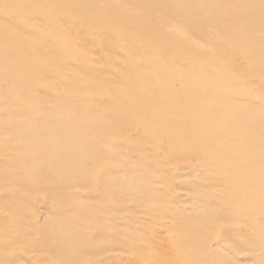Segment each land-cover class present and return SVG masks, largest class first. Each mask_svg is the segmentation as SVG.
<instances>
[{"label": "rangeland", "instance_id": "rangeland-1", "mask_svg": "<svg viewBox=\"0 0 264 264\" xmlns=\"http://www.w3.org/2000/svg\"><path fill=\"white\" fill-rule=\"evenodd\" d=\"M0 264H264V0H0Z\"/></svg>", "mask_w": 264, "mask_h": 264}]
</instances>
